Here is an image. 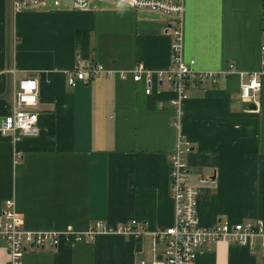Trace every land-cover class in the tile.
<instances>
[{
    "label": "crops",
    "instance_id": "obj_1",
    "mask_svg": "<svg viewBox=\"0 0 264 264\" xmlns=\"http://www.w3.org/2000/svg\"><path fill=\"white\" fill-rule=\"evenodd\" d=\"M183 5L185 61L198 71L230 64L234 70L215 81L189 82L177 129L166 78H153L149 93L130 74L67 83L77 61L112 71L166 70L170 15L119 0H92L85 9L49 3L14 14L9 0H0V121L17 78L31 75L38 86L36 129L16 141L0 135V216L12 198L30 231H84L96 221L130 220L147 230L137 239L99 233L28 248L22 264H151V232L173 224L169 157L178 132L191 143L187 183L197 191L198 222L264 221V76L250 100L240 96V83L264 57V0ZM48 114L53 135L43 124ZM260 244L219 240L201 248L193 264H264ZM162 251L158 244V257ZM6 260L0 242V264Z\"/></svg>",
    "mask_w": 264,
    "mask_h": 264
},
{
    "label": "built area",
    "instance_id": "obj_2",
    "mask_svg": "<svg viewBox=\"0 0 264 264\" xmlns=\"http://www.w3.org/2000/svg\"><path fill=\"white\" fill-rule=\"evenodd\" d=\"M64 1V0H63ZM92 0H71L72 6L85 9ZM102 1V0H97ZM134 8H146L161 11L171 16L166 28L170 36L169 66L164 71H148L140 65L130 70L112 71L104 68L100 63H84L77 61L73 70L67 76V83L75 86L77 81L89 82L101 74H118L126 78L129 74L135 82H144L145 93L150 92L152 79L166 78L175 93L170 99L176 115L172 124L179 128V114L183 101L187 98V87L191 80L215 81L234 70L232 64L224 71H198L194 68V61H185L183 55V0L172 2L169 0H119ZM57 3V0H9L12 13L24 9ZM264 50V47H262ZM14 73V69H8ZM115 72V73H114ZM259 76H264V57L259 70L250 73L246 80L240 83V96L243 100H250L253 91L260 89ZM38 86L35 77L24 75L16 79L12 93L10 111L0 121V135H10L14 141L32 133L37 127ZM191 149V143L184 139L180 132L169 157V187L170 196L174 204L173 224L158 228L152 234L151 264H193L198 251L206 245L223 240L240 245H251L259 239L264 251V221L262 219L244 220L231 223L219 220L212 225H202L196 217L197 191L187 183L188 163L186 154ZM17 157L20 153L16 152ZM99 233L129 235L139 238L147 233L144 223L130 220L116 225H108L102 221L92 223L84 231L65 229L63 231H30L22 226V222L15 210L12 198L4 200L0 216V242L6 249V264H22V256L28 248L56 247L61 240L79 242L91 240ZM163 245V251L158 257L157 245ZM141 261V264H144Z\"/></svg>",
    "mask_w": 264,
    "mask_h": 264
},
{
    "label": "trees",
    "instance_id": "obj_3",
    "mask_svg": "<svg viewBox=\"0 0 264 264\" xmlns=\"http://www.w3.org/2000/svg\"><path fill=\"white\" fill-rule=\"evenodd\" d=\"M43 124L47 128V131L50 135H53L54 132V118L53 115L48 114V116L43 119Z\"/></svg>",
    "mask_w": 264,
    "mask_h": 264
},
{
    "label": "water",
    "instance_id": "obj_4",
    "mask_svg": "<svg viewBox=\"0 0 264 264\" xmlns=\"http://www.w3.org/2000/svg\"><path fill=\"white\" fill-rule=\"evenodd\" d=\"M63 3L68 4V5H72L71 0H64Z\"/></svg>",
    "mask_w": 264,
    "mask_h": 264
},
{
    "label": "rangeland",
    "instance_id": "obj_5",
    "mask_svg": "<svg viewBox=\"0 0 264 264\" xmlns=\"http://www.w3.org/2000/svg\"><path fill=\"white\" fill-rule=\"evenodd\" d=\"M57 4H59V5H65V4L63 3V0H57Z\"/></svg>",
    "mask_w": 264,
    "mask_h": 264
}]
</instances>
